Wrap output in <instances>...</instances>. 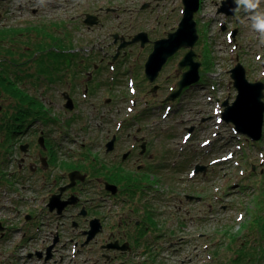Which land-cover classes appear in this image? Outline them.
Wrapping results in <instances>:
<instances>
[{
  "label": "rangeland",
  "instance_id": "rangeland-1",
  "mask_svg": "<svg viewBox=\"0 0 264 264\" xmlns=\"http://www.w3.org/2000/svg\"><path fill=\"white\" fill-rule=\"evenodd\" d=\"M229 1L202 0L201 8L195 15L199 38L194 49L196 59L202 62L200 81L203 82L190 86L177 96L173 109L164 116L165 106L171 101L167 99L172 93L169 86L177 83L186 69L180 70L175 66L176 62L182 59L188 48H180L153 82L145 76L144 63L152 51L153 41L167 37L170 31L177 28L182 18V0H0V67L8 66L17 74H27L20 85L48 106L49 112L43 113L41 118H58L55 122L39 120L24 136L14 140L11 147L6 144V149L0 151V174L11 173L3 171L7 164L5 161L17 159L9 162L10 169L24 162L25 153L17 145H25L26 150L36 148L38 154V147L42 146L41 137L44 146L46 142L64 145L62 153L65 155H59L60 158L78 164L83 161L79 164L82 170L91 163L93 155L105 160L104 145L114 138L115 153L141 151L146 155L144 160V155L141 157L142 166H161L153 168L160 179L157 189L152 190L157 192L154 212L160 218L159 227L165 232L172 230L166 234L170 248H164L161 262L235 264L232 260L237 255V249L246 242L247 248L254 245L257 250L261 245L264 250V233L261 232L264 217V134L259 140L242 134L244 145L240 149L233 146L236 139L223 149L220 144L230 137V126L225 121L219 133L223 140L220 142L216 138L211 146H202L204 139H215L212 137L214 107L208 95H215V99L221 101L235 99L236 89L232 86L229 90V82L232 84L230 70L237 61L245 66L250 81L264 82V76H261L264 75V44L260 42V33L252 28V16L257 11L264 12V0L254 11L236 6L238 10L234 16L225 17L229 13L219 9L223 5L230 7ZM87 14L96 15L98 22H85ZM230 29L236 32L234 41L228 32ZM140 31L147 32L149 37L144 46L135 41L118 50L120 41L118 38L114 42V33L129 40ZM66 34L80 54L86 57L76 60L74 66L59 65L61 73L53 76L46 71L57 68L58 57L65 53L58 51L65 49L62 40L68 41L64 38ZM39 45L41 48H38ZM92 52L93 59L89 60ZM115 55L118 62L127 60L125 64L113 60ZM208 56L210 64L207 66ZM111 62L117 68L113 78H110L109 72ZM52 77L56 81H52ZM130 79L134 80L136 95L130 93ZM212 84H216L217 90H213ZM64 91H69L73 99L72 109L65 106ZM132 98L137 101L134 107L130 102ZM16 104V97L0 91V119L16 111ZM131 108L134 110L129 112ZM210 118L212 127L207 123ZM191 127H194L193 136L184 141L183 134ZM45 131L49 136H44L42 132ZM2 138L5 139L3 132L0 140ZM231 146V160L214 167L209 164V158L223 156ZM5 157H9L8 160H4ZM26 157L28 161L33 159ZM196 164L204 165L205 170L192 175ZM65 165L69 168L58 166L67 178L75 170L67 162ZM252 167L255 169L252 170ZM241 170L242 175L238 177ZM146 171L147 168H143V172ZM16 172L12 173L15 175L12 185H17L16 180L21 183L14 190L7 183H0V187L9 189L7 196L13 202L21 199L18 192L24 190L23 198L27 196L34 203L32 206H37L36 213L27 209L29 206H22L25 211L16 217L17 213L10 209L14 203L7 200L5 191L0 192V264H27L28 252L40 250L37 244L39 237L30 241L28 248H22V245L26 243L24 235L30 237L37 233L40 236L39 216L44 206L40 203V176L43 173L39 172L38 177L28 180L26 169L20 172L17 169ZM247 174L244 180L249 186L238 185L235 189L240 187V190L234 192L222 190L219 192L220 199L214 195L220 189L223 177H238L241 180ZM26 184L25 191L22 186ZM92 193L93 189L91 196ZM186 194L196 198L187 199ZM27 212L33 215V224L28 223L24 216ZM173 214L177 217L173 218ZM168 219L173 221L171 226L166 224ZM182 220L184 223H181ZM171 221L168 220L169 223ZM36 226H39L38 231ZM5 227L7 236L4 235ZM21 229L24 232L19 231ZM201 233L203 235L199 237ZM180 240L185 241L183 246H180ZM68 248L67 254L71 257L74 250L71 245ZM80 256L84 257L86 253L76 256V262L81 261Z\"/></svg>",
  "mask_w": 264,
  "mask_h": 264
},
{
  "label": "flooded vegetation",
  "instance_id": "flooded-vegetation-1",
  "mask_svg": "<svg viewBox=\"0 0 264 264\" xmlns=\"http://www.w3.org/2000/svg\"><path fill=\"white\" fill-rule=\"evenodd\" d=\"M45 29L47 30V27ZM93 55L94 52L89 55V60L93 59ZM85 57L86 55H82V58ZM115 61L118 62L116 59ZM126 61L118 63L125 64ZM146 78L149 80L147 76ZM42 133L49 136L46 131ZM108 142L103 150L105 160L93 155L91 163H88L85 170L79 166L83 161L78 164L60 158L59 155H65L62 153L65 150L62 144L46 142L42 148L38 147V154L36 148L30 147L24 151L25 158H22L23 163L20 162L19 172L26 169L30 174L26 177L28 180L38 177L39 172L43 173V176H40L42 183L40 203H44L39 216L40 236L37 233L31 234L30 237L24 235L29 242L34 238H40L36 240L40 250L27 255V264H86L87 261L89 264H164L160 256L164 248H170L166 234L172 230L163 231L159 227L160 218L156 217L154 212L157 192L152 190L157 189L159 180L153 168H158L159 165H153L151 168L148 164L142 166L141 157L145 153L126 150L118 154L115 153L114 147L108 148ZM26 156L33 159L28 161ZM145 156L142 157L143 160ZM14 160L5 162L9 164ZM66 162L77 171L74 175L75 182L70 175L72 172L65 178L64 171H61L62 166L69 168L65 165ZM143 168H147V171L143 172ZM49 172L55 176L54 179ZM14 178L15 175L12 173L0 174V183L10 184V189L14 190L21 183L16 180L17 185L13 186ZM71 183L74 184L71 186ZM22 187L26 191L27 184ZM91 188L93 196L90 194ZM23 191H19L21 199L12 201L14 205L10 208L17 213L16 217L25 211L21 209L22 206H29L27 209L32 210L33 214L36 213L37 206L33 207L34 203L32 204L27 196L23 198L25 195ZM188 196L186 194L185 197ZM24 216L28 223H34L31 213L27 212ZM172 216L177 217L176 214ZM168 220L166 224L171 226L173 221L169 223ZM7 234L6 229L4 235ZM202 235L203 233L199 237ZM179 243L183 246L185 241L180 240ZM67 244L75 246L77 250L71 257L67 254L69 249ZM85 253L86 256H80L81 261L76 262V256Z\"/></svg>",
  "mask_w": 264,
  "mask_h": 264
},
{
  "label": "water",
  "instance_id": "water-1",
  "mask_svg": "<svg viewBox=\"0 0 264 264\" xmlns=\"http://www.w3.org/2000/svg\"><path fill=\"white\" fill-rule=\"evenodd\" d=\"M223 2L226 3V1ZM229 2L231 3L230 7L223 5L219 11L233 14L237 4L234 0H230ZM183 4V16L178 28L170 32L167 37L154 41L153 50L145 65L146 76L150 81H154L170 56L175 54L181 47L189 48L179 63L180 69L187 66L188 69L183 72L182 78L178 82L179 88L173 93L171 98L179 95L185 86L191 85L200 79L199 67L201 62L195 60L196 52L193 49L199 37L197 32V21L194 16L200 8V0H183ZM85 22L88 24L97 23V16L87 14ZM114 37L115 42H117L119 35L115 34ZM139 40L142 44H145V42L149 40L147 33L140 32L129 42ZM127 42L128 41L121 43L119 49L125 46ZM232 77L238 94L236 100L232 104L225 101L226 108L224 110V117L227 121L234 122L239 130L248 134L253 139H259L262 135L264 123V101L262 99L264 96V83L249 82L242 64H238L232 69ZM64 95L67 99L65 106L72 109L74 106L73 99L66 93ZM40 142L43 143L42 139H40ZM112 144L113 141H110L109 148H111ZM25 148L26 146L23 145L22 149ZM201 169H204V167H201ZM76 172L77 171H74L70 174L73 180Z\"/></svg>",
  "mask_w": 264,
  "mask_h": 264
},
{
  "label": "trees",
  "instance_id": "trees-1",
  "mask_svg": "<svg viewBox=\"0 0 264 264\" xmlns=\"http://www.w3.org/2000/svg\"><path fill=\"white\" fill-rule=\"evenodd\" d=\"M63 42V49H67L68 51H58L59 53L65 52L64 54H60L58 57V64H68L72 66L75 64V60H79L81 57L80 53L74 52L76 46L72 44L73 40L68 37V43ZM41 48V45L38 48ZM50 52V51H49ZM210 57L208 56V60L206 61L207 66L210 64ZM209 63V64H208ZM12 70L10 67H0V91L3 93H7L13 98H17V110L14 111L11 115L9 114L8 117L5 119H0V134L3 132L5 135V139L2 138L0 140V151L2 148L6 149V144L11 147L14 140L18 138V136L25 130L30 127V123L36 122L38 120H44L45 122H55L58 118L57 117H42L43 113H48V106L43 104V101L38 97L31 94L29 91L24 89L20 83H22L24 78H27V74H21L13 72L14 76L12 75ZM49 74L53 76L56 73L61 72V68L47 70ZM32 73L29 75L31 76ZM52 77V81H56ZM61 79V77H59ZM21 81V82H20ZM45 108V109H44ZM6 158V157H5ZM261 229L264 233V217ZM248 242L242 244L237 249V256L233 259L235 264H264V250L259 246L257 250H255V246H251L247 248L246 244ZM254 249V250H252Z\"/></svg>",
  "mask_w": 264,
  "mask_h": 264
},
{
  "label": "clouds",
  "instance_id": "clouds-1",
  "mask_svg": "<svg viewBox=\"0 0 264 264\" xmlns=\"http://www.w3.org/2000/svg\"><path fill=\"white\" fill-rule=\"evenodd\" d=\"M261 0H235V3L246 11H254L259 8ZM238 9H234L236 11ZM252 28L260 33V42L264 44V12H255L252 16Z\"/></svg>",
  "mask_w": 264,
  "mask_h": 264
},
{
  "label": "bare ground",
  "instance_id": "bare-ground-1",
  "mask_svg": "<svg viewBox=\"0 0 264 264\" xmlns=\"http://www.w3.org/2000/svg\"><path fill=\"white\" fill-rule=\"evenodd\" d=\"M231 16H234V15H231ZM210 120H211V118H210V119H208L207 123H208L209 127H212V125H213V122H211Z\"/></svg>",
  "mask_w": 264,
  "mask_h": 264
}]
</instances>
